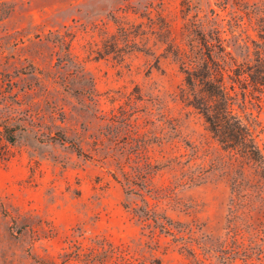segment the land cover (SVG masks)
<instances>
[{
    "label": "rangeland",
    "instance_id": "374dc122",
    "mask_svg": "<svg viewBox=\"0 0 264 264\" xmlns=\"http://www.w3.org/2000/svg\"><path fill=\"white\" fill-rule=\"evenodd\" d=\"M200 27L264 54V0H0V264H225L230 177L175 98ZM239 99L264 145V96Z\"/></svg>",
    "mask_w": 264,
    "mask_h": 264
},
{
    "label": "trees",
    "instance_id": "16d2710c",
    "mask_svg": "<svg viewBox=\"0 0 264 264\" xmlns=\"http://www.w3.org/2000/svg\"><path fill=\"white\" fill-rule=\"evenodd\" d=\"M194 32L197 45H189L175 60L183 74L175 98L202 115L218 142L219 150L207 154L203 162L209 160V167L230 177L227 229L215 248L225 264H264V145L252 121L236 110L241 97L263 98L264 54L258 50L254 64L240 62L233 50L248 47L246 40L225 39L220 29L207 32L200 27ZM185 156H174L170 160L173 167H185ZM203 180L187 175L181 182L199 184ZM147 207L145 220L152 219L156 228L168 230V220L159 221L148 202Z\"/></svg>",
    "mask_w": 264,
    "mask_h": 264
}]
</instances>
